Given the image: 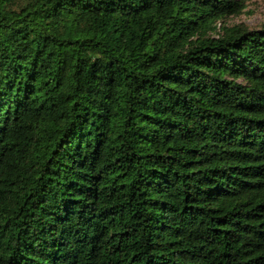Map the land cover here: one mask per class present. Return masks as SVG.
<instances>
[{
	"label": "trees",
	"instance_id": "obj_1",
	"mask_svg": "<svg viewBox=\"0 0 264 264\" xmlns=\"http://www.w3.org/2000/svg\"><path fill=\"white\" fill-rule=\"evenodd\" d=\"M251 1L0 0V264H264Z\"/></svg>",
	"mask_w": 264,
	"mask_h": 264
},
{
	"label": "rangeland",
	"instance_id": "obj_2",
	"mask_svg": "<svg viewBox=\"0 0 264 264\" xmlns=\"http://www.w3.org/2000/svg\"><path fill=\"white\" fill-rule=\"evenodd\" d=\"M221 23L219 24V26ZM225 27L244 25L249 30H259L264 27V0H252L248 3L247 9L243 14L236 17H230L222 24ZM214 34L213 37H218Z\"/></svg>",
	"mask_w": 264,
	"mask_h": 264
}]
</instances>
